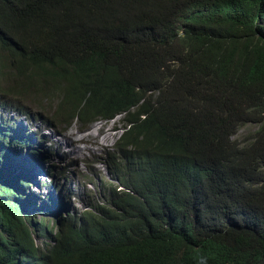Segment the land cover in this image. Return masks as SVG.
<instances>
[{"label":"trees","instance_id":"1","mask_svg":"<svg viewBox=\"0 0 264 264\" xmlns=\"http://www.w3.org/2000/svg\"><path fill=\"white\" fill-rule=\"evenodd\" d=\"M0 82L63 130L125 113L116 148L156 167L51 247L2 181L0 264H264V199L242 194L264 163V0H0ZM248 122L261 127L238 147ZM181 165L200 173L189 201L168 180Z\"/></svg>","mask_w":264,"mask_h":264},{"label":"rangeland","instance_id":"2","mask_svg":"<svg viewBox=\"0 0 264 264\" xmlns=\"http://www.w3.org/2000/svg\"><path fill=\"white\" fill-rule=\"evenodd\" d=\"M37 109L30 101L0 94V126L10 130V139L1 152L3 157L0 156V183L7 179L22 182V176L28 173L25 178L29 185L24 189L18 187L16 193L23 205V214L34 216L39 225L42 219H47L49 225L56 228L57 219L70 218L85 210L87 205L104 199V192L96 185L108 179L105 158L130 124L124 120V115H118L112 119H98L85 129L73 123L63 130L49 115ZM26 111L31 116L26 115ZM140 118L146 117L141 114ZM258 127L261 125L254 122L239 126L231 142L239 141L238 147L250 144L255 140ZM35 151H40L41 155ZM32 192L37 195L33 206L26 201ZM51 194L59 204L51 206L48 201ZM231 196L232 193L223 192L216 197ZM36 239L40 245L47 241L38 236Z\"/></svg>","mask_w":264,"mask_h":264},{"label":"clouds","instance_id":"3","mask_svg":"<svg viewBox=\"0 0 264 264\" xmlns=\"http://www.w3.org/2000/svg\"><path fill=\"white\" fill-rule=\"evenodd\" d=\"M157 102L158 101L156 100L155 103ZM28 113L31 116V113L29 111H26V115ZM118 115H122V116L124 115V120H126L127 115H125V113L118 114ZM142 115H145V117H148L149 113L144 112L142 113ZM129 124H130V127L133 126L132 123H129ZM0 129H5V128L0 126ZM24 140H28V139H24ZM210 142H211V139H210ZM39 144L41 143L39 142ZM4 147H5V144L2 145L1 152L4 149ZM39 152L35 151L34 153L37 155L39 154L41 155V152L40 153ZM108 154H109V157L105 158V162L108 168L107 169L108 179L107 180L103 179L101 183H98L96 185V188L98 190H101V192L102 193L104 192L105 194L104 199H102L100 202H95L93 205L92 204L87 205L85 210H83L81 213L72 215V217L70 218L57 219L56 228L54 226L51 227L49 225V222H47V219H42L41 225H39L34 216L26 215L32 218V221L34 222V226H33L34 229H37V228L43 229V232L46 234L45 237L42 235H36L38 237H43L47 240L45 241L43 245H41L42 247H46L47 244L49 245V247H51L52 245L55 244V237L57 235V232L60 230L62 226L66 227L73 223H77L78 225H80L82 223L83 218L88 215V212H91V213L93 212L95 214H98L99 209L102 207H106V208L115 207L114 203L120 195L131 193L135 185L142 184L145 181L148 174L152 172L153 170H156V167L154 165V159L152 156L146 157L144 162L140 166H138L136 159L134 158L132 151L129 148L120 149V148H116V145H115V148H113L112 151ZM30 165H31V161L29 162L27 167L30 168ZM249 168L251 170V173L248 175V178L246 179L245 191L242 194L246 193L254 198L260 199L256 204L257 206L261 204V201L264 199V163H261L258 165L256 161L253 160L250 163ZM30 173H33V172L31 171ZM26 175H28V173H25L22 176L24 177L22 178V182L18 181V179L17 180L7 179L11 181L10 187L13 190L12 192H9V196L13 198V201L17 202L22 207V210H23V205L19 202V199H18L19 196H17L16 193L18 192V187L19 189H24L25 186L29 185L28 181L25 178ZM199 176H200V173L198 169H191L185 165L175 167L174 170L172 171V175L168 176L169 183L173 184L172 189L175 191L174 193L171 192L172 196L180 201H183V200L189 201L190 194H191V183L195 178ZM181 177H182L183 184H180L179 182V179ZM179 189L181 190L180 193H178ZM222 193L223 192H221L220 194ZM234 196L236 195H233L228 198H221L219 200L222 204L227 205L229 208H231L232 206L231 199H233L232 197ZM48 201L52 203L51 206L59 204L57 202V198L55 199L54 194L50 195V198ZM239 201L242 202L243 204L248 205V202L244 195L239 196ZM177 217H179L180 219L184 218L185 228L188 227V220L194 218L193 216L183 215V214ZM36 236H35V239H36ZM36 243L38 244L37 239H36Z\"/></svg>","mask_w":264,"mask_h":264},{"label":"bare ground","instance_id":"4","mask_svg":"<svg viewBox=\"0 0 264 264\" xmlns=\"http://www.w3.org/2000/svg\"><path fill=\"white\" fill-rule=\"evenodd\" d=\"M37 199V195H35L33 192L29 194L28 198L26 201H28V203L33 206V201Z\"/></svg>","mask_w":264,"mask_h":264}]
</instances>
